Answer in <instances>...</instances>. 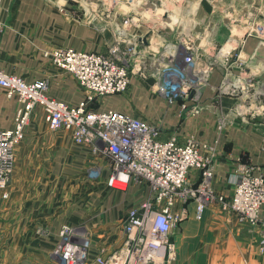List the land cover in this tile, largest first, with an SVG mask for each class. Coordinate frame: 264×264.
<instances>
[{
	"label": "built area",
	"instance_id": "1",
	"mask_svg": "<svg viewBox=\"0 0 264 264\" xmlns=\"http://www.w3.org/2000/svg\"><path fill=\"white\" fill-rule=\"evenodd\" d=\"M159 1L160 6L155 10L164 5ZM138 4L144 5L139 1ZM198 4L194 7L193 29L188 32L177 29L173 41L164 37L160 38L161 43L155 41L154 29L131 31L139 20L137 13L128 18L126 14L105 13L98 7L97 12L115 26L105 51H79L72 47L45 51L52 65L70 75L83 92L84 100L78 105L50 96L47 79L27 81L0 67V86L19 103L13 127L0 129L2 198L7 197L14 150L24 139L37 107L42 109L51 130L67 131L74 144L89 147L91 152L108 159V186L126 190L132 183L143 184L151 192L148 198L127 210L122 224L123 243L107 257L99 249L91 260L88 229L82 224L64 223L54 250L60 264H171L176 254L171 234L187 218L190 202L194 203L196 219L201 218L209 204L217 203L223 212L233 214L257 230L259 248L264 251V175L256 174L254 166L240 162L234 165L233 192L226 196L214 187L212 157L203 152L213 150L210 144L193 134L180 140L176 131L162 139L164 127L160 123L122 111H99L92 107L107 95L125 93L136 76L151 80V89L168 105L178 102L181 116H193L202 109V92L209 85L212 73L219 71L215 97L219 101L222 96L234 100L219 117V130L256 125V118L264 115V103L260 99L264 96V80L260 77L261 66L253 63V54L243 51V44L248 36H256L264 43L263 11L256 8L252 17L227 14L233 16L232 21L224 15L233 25L229 26L226 43L215 51L217 44L213 39L203 45L199 34L194 32ZM166 12L167 9L162 15ZM83 16L89 23L99 20L89 9L84 10ZM139 37H146L148 43L139 42ZM153 44L159 46L160 53H154L158 49H153ZM226 44L231 47L225 49ZM101 174V169L95 168L89 177L96 179ZM192 176L193 179L196 176L194 183L190 180Z\"/></svg>",
	"mask_w": 264,
	"mask_h": 264
},
{
	"label": "crops",
	"instance_id": "2",
	"mask_svg": "<svg viewBox=\"0 0 264 264\" xmlns=\"http://www.w3.org/2000/svg\"><path fill=\"white\" fill-rule=\"evenodd\" d=\"M238 1L228 0L230 14L248 16L249 9L245 11ZM252 1L264 15V0ZM217 6L221 9L219 2ZM238 6L243 13L237 12ZM213 11L209 2L198 4L194 32L202 43L213 39L222 44L230 35L229 29L211 28ZM75 14L71 9L62 11L60 2L50 0H2L0 67L27 81L47 79L50 96L78 105L84 100L83 92L70 75L52 65L45 51L72 47L103 52L115 26L110 21L89 23ZM243 51L253 54L252 61L261 66L260 77L264 80V43L248 36ZM219 80L220 72H213L201 96L202 109L193 116H181L178 102L168 105L151 89V80L136 76L124 94L105 96L96 109L122 111L160 123L164 127L162 139L176 131L180 140L193 134L210 144L213 150L203 152L212 157L214 187L230 196L236 163L254 166L256 174L264 175V116L256 118V125L219 130L218 118L234 101L229 96H222L220 101L215 97ZM18 106L17 100L8 97L0 86V129L13 127ZM31 123L15 148L7 197L0 196V264H60L54 250L64 223L82 224L88 229L91 260L99 249L107 257L123 243L122 224L127 210L150 196L149 187L132 183L126 190H117L108 186V159L89 147L74 144L67 131L51 130L39 107ZM95 168H100L102 174L93 179L89 172ZM190 180L194 183L196 176ZM187 209V218L171 234L176 244L171 264H264V251L250 226L223 212L217 203L209 204L200 219L194 216L193 202Z\"/></svg>",
	"mask_w": 264,
	"mask_h": 264
},
{
	"label": "rangeland",
	"instance_id": "3",
	"mask_svg": "<svg viewBox=\"0 0 264 264\" xmlns=\"http://www.w3.org/2000/svg\"><path fill=\"white\" fill-rule=\"evenodd\" d=\"M138 1L142 2V4L144 5L142 6L139 5ZM161 1H163L164 5H162V7L159 10H155L156 6L155 4H153L151 0H58L61 6H63L65 9H71L72 12H76L77 14H75V16H80L82 20H85L83 16L84 10L89 9L91 11V9L89 8V5H94L96 9H98L99 7L100 11H104L105 13H109L111 15L126 14L128 18L136 15L135 13H137L136 17L139 19L137 20V25L136 26L133 25L130 28V30L134 32L137 29L143 32H147L149 29H154L155 33L153 34V38L155 37V41L159 43H161L160 41L161 37H164L167 41H170V40L173 41L172 38L174 36V33L177 31V29L181 28V30H183L184 32H188V30L191 31L193 29V13L195 12L194 7H196L197 3L209 2L213 6L214 4L216 5L219 2L221 9L218 8V6L216 5L215 13H214L215 20L211 19L212 20L211 28L217 30L218 28L224 29L225 27H228L229 29L230 24L233 25V23H231V21L233 20L232 18L233 16L227 15V14H230V11H231L228 0H161ZM238 2L240 3L241 7H245L244 9L245 11L249 9V12H250L249 17H252L251 15L256 11V8L260 7L256 5L257 4L256 1L253 2L252 0H239ZM239 6L236 8L237 12L240 11V13H243L244 10H242V8H240ZM166 9L168 10V12L175 15L176 19L175 21H172V23L168 25L171 28L170 33L167 35H163L159 30L167 27L166 26L167 24L165 23L166 19L163 18V15H162V13H165ZM220 10H222V12H220ZM218 14L227 15L231 21H229L228 19L223 20L224 16L221 15L220 17ZM249 22H252V21H249ZM235 23H238V22H235ZM241 24L244 25L245 22L241 21ZM251 26L253 25L250 24V27ZM234 27L238 28L239 26H234ZM245 29L246 28H244L243 31ZM234 32L236 33L237 30L235 29ZM241 32L242 31H240V33ZM206 41L208 40L206 39ZM206 41L205 40L203 41V45L206 43ZM225 43L226 42L224 41L222 44L224 45ZM220 47H221V44H217L215 46L216 48L215 51H217ZM152 48L158 49L159 46L153 44ZM149 52L153 53L152 51H149ZM154 53L158 54L160 53V50L159 49L155 50ZM147 60L150 61L149 58H147ZM205 89L206 88H204V90ZM260 99L262 100V103H264V96H261ZM14 155H15V150H14ZM255 231L257 233V230ZM0 236H2L1 233H0ZM257 236H258V233H257ZM174 245H175V250H176L175 242H174ZM88 264H93V263L89 262Z\"/></svg>",
	"mask_w": 264,
	"mask_h": 264
},
{
	"label": "water",
	"instance_id": "4",
	"mask_svg": "<svg viewBox=\"0 0 264 264\" xmlns=\"http://www.w3.org/2000/svg\"><path fill=\"white\" fill-rule=\"evenodd\" d=\"M50 1H52V2H54V3L58 2V0H50ZM154 4H155V6L159 7V6H160V1H159V0H154ZM89 8H90L91 11H92V12H93V13L99 18V20H101L102 22H106V21H107V19H106L104 16H101V15L97 12V9H96V7H95L94 5H89ZM167 17H168L167 13L164 14L163 18L167 19ZM117 23H119V22L117 21ZM159 31H160L163 35H167V34L170 33L171 28H170V26H167V27H165L164 29H161V30H159ZM137 34L140 35V32H138ZM146 36H147V35H146ZM139 42H143L144 44H147V43H148V41L146 40V37H144V38H140V37H139Z\"/></svg>",
	"mask_w": 264,
	"mask_h": 264
},
{
	"label": "bare ground",
	"instance_id": "5",
	"mask_svg": "<svg viewBox=\"0 0 264 264\" xmlns=\"http://www.w3.org/2000/svg\"><path fill=\"white\" fill-rule=\"evenodd\" d=\"M160 9V8H159ZM167 15H168V17H167V19L165 20V23L167 24L166 26H168L170 23H172V21H175V19H176V16L175 15H173L172 13H170V12H167ZM231 46L229 45V44H226L225 46H224V48L225 49H228V48H230Z\"/></svg>",
	"mask_w": 264,
	"mask_h": 264
},
{
	"label": "trees",
	"instance_id": "6",
	"mask_svg": "<svg viewBox=\"0 0 264 264\" xmlns=\"http://www.w3.org/2000/svg\"><path fill=\"white\" fill-rule=\"evenodd\" d=\"M97 106H98L97 103H94V104L92 105L93 108H96Z\"/></svg>",
	"mask_w": 264,
	"mask_h": 264
}]
</instances>
